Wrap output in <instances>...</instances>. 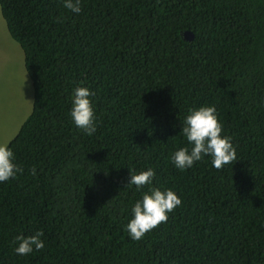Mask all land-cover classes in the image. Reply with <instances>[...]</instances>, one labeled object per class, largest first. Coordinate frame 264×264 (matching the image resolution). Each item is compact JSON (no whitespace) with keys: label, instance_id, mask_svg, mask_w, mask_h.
<instances>
[{"label":"trees","instance_id":"trees-1","mask_svg":"<svg viewBox=\"0 0 264 264\" xmlns=\"http://www.w3.org/2000/svg\"><path fill=\"white\" fill-rule=\"evenodd\" d=\"M0 12L33 91L7 143L23 171L0 183V264H264V0H82L79 14L0 0ZM78 85L94 93L92 135L69 116ZM201 105L236 160L181 171L169 157ZM148 167L181 204L132 240L123 226L149 185L127 182ZM38 229L44 247L17 255L14 237Z\"/></svg>","mask_w":264,"mask_h":264},{"label":"clouds","instance_id":"clouds-1","mask_svg":"<svg viewBox=\"0 0 264 264\" xmlns=\"http://www.w3.org/2000/svg\"><path fill=\"white\" fill-rule=\"evenodd\" d=\"M82 0H62L65 9L74 14L81 12ZM25 80V79H24ZM22 81V84L24 83ZM94 93L85 86H75L69 93L71 106L69 116L73 124L87 135L96 131V116L90 97ZM222 123L217 118L215 105L190 107L183 119L179 133L186 139L187 144L177 147L169 160L178 170L191 168L197 161L209 157L216 169H221L236 160V149L231 137L222 135ZM23 169L16 161L13 149L7 143H0V183L14 179ZM30 171L35 175L34 166ZM127 184L137 189L149 185L131 206V216L123 226L132 240L141 239L146 232L152 230L161 222H166L168 214L181 204V199L171 188L151 186L155 176L153 168L148 167L129 173ZM194 202V201H193ZM197 209H202L194 202ZM43 232L36 230L33 234L19 233L14 237L13 251L20 256H26L34 250L44 247Z\"/></svg>","mask_w":264,"mask_h":264},{"label":"rangeland","instance_id":"rangeland-1","mask_svg":"<svg viewBox=\"0 0 264 264\" xmlns=\"http://www.w3.org/2000/svg\"><path fill=\"white\" fill-rule=\"evenodd\" d=\"M32 97L23 51L11 38L0 12V143H8L17 134L31 112Z\"/></svg>","mask_w":264,"mask_h":264},{"label":"water","instance_id":"water-1","mask_svg":"<svg viewBox=\"0 0 264 264\" xmlns=\"http://www.w3.org/2000/svg\"><path fill=\"white\" fill-rule=\"evenodd\" d=\"M184 37H185V39H192V34L190 33V32H186V33H184Z\"/></svg>","mask_w":264,"mask_h":264}]
</instances>
